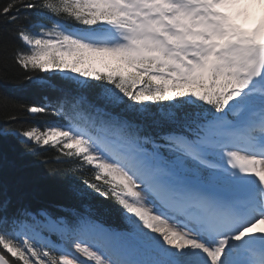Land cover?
<instances>
[{
	"label": "snow or ice",
	"instance_id": "snow-or-ice-1",
	"mask_svg": "<svg viewBox=\"0 0 264 264\" xmlns=\"http://www.w3.org/2000/svg\"><path fill=\"white\" fill-rule=\"evenodd\" d=\"M0 61V264H264V0H0Z\"/></svg>",
	"mask_w": 264,
	"mask_h": 264
},
{
	"label": "trees",
	"instance_id": "trees-1",
	"mask_svg": "<svg viewBox=\"0 0 264 264\" xmlns=\"http://www.w3.org/2000/svg\"><path fill=\"white\" fill-rule=\"evenodd\" d=\"M4 75L2 71V61H0V78H2ZM11 76H15V71L11 73ZM15 89V92H12L10 90ZM44 93L39 90H30L29 86L26 84V82L23 80V78L20 79H9L8 81V87L5 88L3 85H0V128L6 127L4 121H6L9 117V115L12 114V109L15 107H18L20 104H23L25 106H28L30 104L36 103L39 104L42 102L41 96ZM5 97H7L5 99ZM32 121H29L28 123L24 124L23 127L30 126ZM8 130L18 129L20 128V125H7ZM12 153L9 152L10 158L12 157ZM31 161H35V157L28 158ZM42 159V157H41ZM36 169H39L42 171V166L36 165ZM29 173L33 171V169L28 170ZM39 195L49 197V198H56L58 196V192L47 185H44L41 182V191ZM115 222L119 223L118 217L115 218Z\"/></svg>",
	"mask_w": 264,
	"mask_h": 264
},
{
	"label": "rangeland",
	"instance_id": "rangeland-1",
	"mask_svg": "<svg viewBox=\"0 0 264 264\" xmlns=\"http://www.w3.org/2000/svg\"><path fill=\"white\" fill-rule=\"evenodd\" d=\"M259 8L256 9V15L258 16ZM252 21H249L247 24H245V27H251Z\"/></svg>",
	"mask_w": 264,
	"mask_h": 264
},
{
	"label": "bare ground",
	"instance_id": "bare-ground-1",
	"mask_svg": "<svg viewBox=\"0 0 264 264\" xmlns=\"http://www.w3.org/2000/svg\"><path fill=\"white\" fill-rule=\"evenodd\" d=\"M258 14H259V12H258ZM251 26H252V23H251ZM257 227L264 229V225H258Z\"/></svg>",
	"mask_w": 264,
	"mask_h": 264
}]
</instances>
